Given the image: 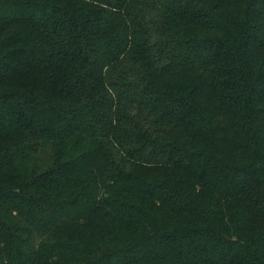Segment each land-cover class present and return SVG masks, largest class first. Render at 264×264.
Masks as SVG:
<instances>
[{
    "label": "trees",
    "instance_id": "1",
    "mask_svg": "<svg viewBox=\"0 0 264 264\" xmlns=\"http://www.w3.org/2000/svg\"><path fill=\"white\" fill-rule=\"evenodd\" d=\"M0 264H264V0H0Z\"/></svg>",
    "mask_w": 264,
    "mask_h": 264
}]
</instances>
